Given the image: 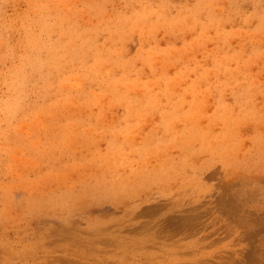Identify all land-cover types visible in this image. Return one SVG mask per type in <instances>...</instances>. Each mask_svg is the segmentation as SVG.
Returning <instances> with one entry per match:
<instances>
[{"label":"rangeland","instance_id":"rangeland-1","mask_svg":"<svg viewBox=\"0 0 264 264\" xmlns=\"http://www.w3.org/2000/svg\"><path fill=\"white\" fill-rule=\"evenodd\" d=\"M0 264H264V0H0Z\"/></svg>","mask_w":264,"mask_h":264}]
</instances>
